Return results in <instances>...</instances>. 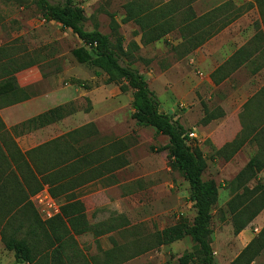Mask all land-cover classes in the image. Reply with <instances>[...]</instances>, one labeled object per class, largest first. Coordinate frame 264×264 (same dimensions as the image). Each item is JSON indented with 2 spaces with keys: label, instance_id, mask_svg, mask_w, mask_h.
Segmentation results:
<instances>
[{
  "label": "rangeland",
  "instance_id": "obj_1",
  "mask_svg": "<svg viewBox=\"0 0 264 264\" xmlns=\"http://www.w3.org/2000/svg\"><path fill=\"white\" fill-rule=\"evenodd\" d=\"M73 1L84 12V29L107 35L113 45L117 35L110 28L111 16L115 19L122 38L120 62L131 64L146 77L162 112L178 119L188 133H196L197 138L190 139V143L198 146L206 159L203 179H213L219 187L210 244L216 264H229L264 226L263 209L247 228L235 235L226 205L235 193L243 192L231 182L257 152L250 135L241 134L242 126L253 121L261 125L264 121V7L253 0H189L196 15L223 4L228 5L224 11L241 7L236 20L199 48L211 57H201L198 63L195 52L184 56L177 30L143 46L138 27L122 22V6L130 0ZM242 46L250 52L249 61L221 85L213 87L208 78L211 67L222 64ZM1 47L6 52L0 56V64L4 60L9 69H18L16 81L24 76L33 78L32 69L43 79L54 78L61 94L72 96L69 104L82 115L76 119L83 118L82 127L86 128L62 142L68 144L64 146L62 160L70 163L77 159L81 163L78 171L62 179L64 188L57 191L62 216L84 213L91 225L115 228L98 237L91 232L76 237L81 251L102 259L101 252L114 247L123 256L137 255L123 264H177L183 251L191 249L190 239L157 246V235L178 217L192 220L195 209L189 200L188 183L174 168L165 149L167 137L157 134L152 127H140L133 120L132 91L121 92L115 82L107 84V75L90 62L95 57L92 49L59 23L45 20L37 0H0ZM217 75L213 77L215 81L221 77ZM49 86L43 81L25 88L18 85L21 93L0 98V109L10 108L35 92L36 96H43ZM20 97L26 98L18 101ZM222 101L232 115L224 124L226 128L232 125L230 135L221 142L226 146L224 155L217 152L213 140L200 127L205 111L219 107ZM245 101L247 106L242 107ZM235 139L242 141L240 149L226 159L224 156L229 157L233 151L229 145ZM51 152L49 158L53 161L59 153L51 158ZM258 184L264 185V169L246 186L251 190ZM27 226L24 223V228ZM0 264L27 263L16 261L13 252L7 251L0 241ZM250 264H264V253Z\"/></svg>",
  "mask_w": 264,
  "mask_h": 264
},
{
  "label": "trees",
  "instance_id": "obj_2",
  "mask_svg": "<svg viewBox=\"0 0 264 264\" xmlns=\"http://www.w3.org/2000/svg\"><path fill=\"white\" fill-rule=\"evenodd\" d=\"M159 1H128L122 6V22H131L138 27L143 46L155 43L171 31L177 30L182 39L184 56L218 34L241 13V7L224 11L228 5L223 4L202 15H196L189 0H168L164 3ZM253 1L264 7V0ZM37 6L45 20L59 23L92 49L95 57L90 62L107 75V84L115 82L119 84L121 92L132 91V118L135 123L140 127H152L157 134L167 137L165 149L172 158L174 168L181 172L188 183L189 200L193 204L195 215L192 220L178 217L173 224L163 228L157 235V246L189 238L191 249L183 251L177 258V264H216L210 244V227L219 199V187L213 179H203L207 169L203 152L190 143L188 131L178 119L160 110V102L149 89L146 77L131 64L124 65L120 62L122 38L118 35L119 24L111 16L110 28L117 35L116 44L113 45L107 35L97 30L84 29V12L73 0H37ZM5 52L1 47L0 56ZM249 59L250 52L246 46H242L215 70L214 73L222 71V75L215 81L213 73L214 83L227 78ZM5 63L3 60L0 64V98L16 97L21 93L15 78L18 69H9ZM75 83L82 86L81 81L76 80ZM25 98L20 97L18 101ZM16 101L15 99L14 102ZM63 109L64 107L49 110L37 120L43 121L49 114L61 113ZM222 115L221 111L219 116ZM213 118L216 117L212 112L205 111L201 123L207 124ZM85 128L76 129L73 134L80 133ZM73 134H68L67 137ZM241 134L244 137L250 135L257 145V152L231 182L236 189H243L241 194L235 193L226 204L235 235L247 228L264 209V185L258 184L251 190L246 186L264 169V121L261 125L254 121L245 122ZM63 141H66V137L22 152L0 117V241L4 248L13 252L16 261L27 264H122L136 257L137 255L126 257L121 252L116 253L114 247L102 251V259L85 255L79 248L76 237L88 232L98 237L115 227L101 228L99 225H91L84 213L64 218L62 206L59 215L42 221L33 203L28 201L44 185L59 200L57 191L61 192L64 188L62 179L68 173L81 168L77 159L70 163L62 160L64 146L68 147L66 142L62 144ZM234 141L229 145L233 151L229 157L224 156L226 159L240 149L242 141ZM225 147L224 145L217 152L224 155ZM50 151L51 158L55 157V152L59 153L53 161L49 158ZM51 162L54 164L49 166ZM26 222L28 226L24 228ZM42 244L44 246L40 247ZM261 252L264 253V226L229 264H250Z\"/></svg>",
  "mask_w": 264,
  "mask_h": 264
},
{
  "label": "crops",
  "instance_id": "obj_3",
  "mask_svg": "<svg viewBox=\"0 0 264 264\" xmlns=\"http://www.w3.org/2000/svg\"><path fill=\"white\" fill-rule=\"evenodd\" d=\"M203 45H201L200 47H202ZM200 47H198L197 49H195L194 51L188 54V55H191L192 53L195 52L198 63H200L201 57L202 58L211 57L209 55L208 56L205 55V53L207 52H204V53L200 52L199 51ZM239 48H237L234 51V53ZM234 53H232V55ZM227 59H225V61ZM214 61H215L214 58H212V65H214ZM222 64H218L212 67L210 66L211 70L209 71L208 78H210L213 87H217L221 85V83L226 81L235 71L240 69V67H238V69H236L234 72L229 74L227 78L219 81L218 83H214L212 74ZM244 65H246V63L243 64V66ZM31 72L33 73L34 77L31 78L29 76H24V78L21 80L19 78V81L17 80L18 85L21 86L22 88H25V86L30 87L36 84L38 81H43L46 83V85H50L46 93L43 96H36L37 92H35V94H32V95L30 94V96H28L26 100L20 103H17L11 106L10 108L0 109L1 119L3 120L6 128L9 130L11 136L15 140L18 148L22 152L29 151L41 144L51 142L57 138L66 137V140H67L68 138H70V137H67L68 134H73V131L83 126V123H82L83 118H81L79 121H77L76 119L77 117H80L82 115H79V112L75 109V107L72 104H69L70 99H72L73 97L65 95V94L62 95L61 90L57 88L58 85L55 84L54 78L43 79L41 78V75L39 74L38 71H37L38 74H36V71L34 69H32ZM23 74H26V72ZM219 74L222 75V73H218L217 78H219ZM16 75L17 73L15 74V77ZM245 103L246 101L242 104V107ZM63 107L64 109L61 111V113L57 112L53 115L49 114V116L47 115L48 118L46 117V119H44L43 121L37 120L38 117L46 114V112H48L49 110H52L55 108H63ZM160 108H161V104H160ZM221 111L223 112V115L219 116ZM208 112H212V114L216 118H213L207 124L200 123V127L204 130V133L213 140V143L216 146V149L218 151L224 146V144H221V142L224 141L228 137V135H230L231 133L232 125L226 128L224 124L226 120L232 115L228 113L227 103L225 101L220 102L219 107L211 109V111H208ZM29 122H32V123L25 126L26 123H29ZM194 134H195V138H197V135L195 132ZM220 160H223V158H221ZM43 187H47L49 190V187L47 185H44Z\"/></svg>",
  "mask_w": 264,
  "mask_h": 264
},
{
  "label": "built area",
  "instance_id": "obj_4",
  "mask_svg": "<svg viewBox=\"0 0 264 264\" xmlns=\"http://www.w3.org/2000/svg\"><path fill=\"white\" fill-rule=\"evenodd\" d=\"M189 139L195 138L194 132L188 133ZM31 201L42 220H48L61 212V203L54 198L47 187H43L31 197Z\"/></svg>",
  "mask_w": 264,
  "mask_h": 264
}]
</instances>
